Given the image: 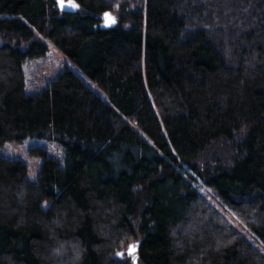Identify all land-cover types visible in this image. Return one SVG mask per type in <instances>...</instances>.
I'll return each instance as SVG.
<instances>
[{
  "label": "trees",
  "instance_id": "obj_1",
  "mask_svg": "<svg viewBox=\"0 0 264 264\" xmlns=\"http://www.w3.org/2000/svg\"><path fill=\"white\" fill-rule=\"evenodd\" d=\"M67 1L0 0V264H264V0Z\"/></svg>",
  "mask_w": 264,
  "mask_h": 264
},
{
  "label": "rangeland",
  "instance_id": "obj_2",
  "mask_svg": "<svg viewBox=\"0 0 264 264\" xmlns=\"http://www.w3.org/2000/svg\"><path fill=\"white\" fill-rule=\"evenodd\" d=\"M48 46L47 53L39 58L31 60L24 66V74L26 77V88L28 93H41L48 81L60 74L65 67L72 69L78 76H80L91 88L100 93L96 86L82 73L78 66H76L71 59L60 51L54 44L46 41ZM40 146L45 149L47 156H60L61 147L57 141H48L38 137L28 138L22 143H9L5 148V153L10 157L20 158L29 165V177L34 178L37 169L42 165L44 156L39 155L32 157L28 155V149L31 147ZM233 223L234 220L228 217ZM136 244H130L123 251L116 254L119 259L125 258L129 255L128 250L135 248Z\"/></svg>",
  "mask_w": 264,
  "mask_h": 264
},
{
  "label": "water",
  "instance_id": "obj_3",
  "mask_svg": "<svg viewBox=\"0 0 264 264\" xmlns=\"http://www.w3.org/2000/svg\"><path fill=\"white\" fill-rule=\"evenodd\" d=\"M73 4L75 5V7L72 6ZM57 7L62 12H74L77 6L72 1L63 0V3H62L61 0H57ZM136 251H137V248H130V250H128V253L129 255H132Z\"/></svg>",
  "mask_w": 264,
  "mask_h": 264
},
{
  "label": "snow or ice",
  "instance_id": "obj_4",
  "mask_svg": "<svg viewBox=\"0 0 264 264\" xmlns=\"http://www.w3.org/2000/svg\"><path fill=\"white\" fill-rule=\"evenodd\" d=\"M61 2L63 3V0H61ZM72 6H73V7H75V5H74V4H73Z\"/></svg>",
  "mask_w": 264,
  "mask_h": 264
}]
</instances>
